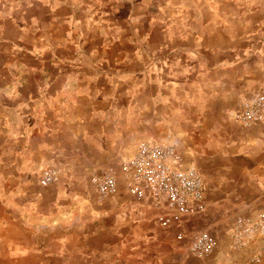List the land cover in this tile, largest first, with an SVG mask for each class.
Segmentation results:
<instances>
[{"label": "rangeland", "instance_id": "obj_1", "mask_svg": "<svg viewBox=\"0 0 264 264\" xmlns=\"http://www.w3.org/2000/svg\"><path fill=\"white\" fill-rule=\"evenodd\" d=\"M259 25L263 30L264 0H0V264H60L50 257L51 225L68 224L74 207L84 214L91 203L84 189V194H69L72 202L52 214L44 197L46 188L61 184L62 171L75 164L66 122L82 117L76 106L83 96L100 100L105 119L100 147L112 136L113 144H121L123 111L131 109L137 120L144 106L153 108L172 91L176 43L220 42L226 34L234 37ZM254 97L264 102V82L232 114V123L249 128L264 122V104L255 121L245 120ZM112 106L116 112L107 114ZM148 117L158 126L163 115ZM112 120L114 133L107 125ZM214 135L222 146L220 133ZM89 167L94 192L97 169L116 172L108 162ZM77 174L86 186L85 176ZM202 205L198 216L206 212ZM214 213L226 214L223 233L216 240L207 232L212 241L208 261L191 260L215 264L212 259L220 262V252L227 251L221 264H264V205L248 213ZM193 235L182 243L188 252Z\"/></svg>", "mask_w": 264, "mask_h": 264}, {"label": "crops", "instance_id": "obj_2", "mask_svg": "<svg viewBox=\"0 0 264 264\" xmlns=\"http://www.w3.org/2000/svg\"><path fill=\"white\" fill-rule=\"evenodd\" d=\"M226 35L220 42L200 38L198 43H176L172 91L165 92L153 108L144 106L137 120L131 109L123 111L126 128L121 144H113L112 136L100 147L105 122L100 117V100L90 101L86 96L80 99L76 111L82 117L66 122V128H71L67 131L69 144L76 151L70 159H76L75 164L62 171L65 176L61 184L46 188L44 197L49 198L52 214L72 202L69 194H84V189L90 193L91 203L84 214H79L77 207L74 211L68 208L74 212L68 224L51 225L53 237L48 246L54 254L50 257L60 260V264H196L193 259L208 261L209 257L188 252L182 243L200 231L210 233L216 240L221 237L226 214L214 212L248 213L264 205V122L249 128L231 122L232 114L251 94L259 92L264 82V29L259 25L251 32ZM111 112L115 113L116 108L112 106L107 114ZM150 115H163L158 126L149 119ZM114 123L112 120L107 125ZM110 130L114 133V126ZM217 132L222 146L214 140ZM141 143H172L178 169L197 172L204 192L206 186V212L202 216L176 213L164 226L159 221L160 212L148 197L137 200L132 195L133 181L125 164ZM78 159L86 165H77ZM100 162L111 163L116 170L115 191L103 199L94 192L87 173L91 172L87 169L90 164ZM79 172L85 176L86 186ZM65 183L69 186L64 187ZM65 193L66 197L60 196ZM227 253L220 252L221 260H226L223 254ZM243 255L246 253L239 258ZM221 260L216 263L212 259V263L221 264Z\"/></svg>", "mask_w": 264, "mask_h": 264}, {"label": "built area", "instance_id": "obj_3", "mask_svg": "<svg viewBox=\"0 0 264 264\" xmlns=\"http://www.w3.org/2000/svg\"><path fill=\"white\" fill-rule=\"evenodd\" d=\"M263 99L254 97L248 105L245 120L255 121L262 110ZM175 148L170 144L141 143L132 158L125 164L133 185L132 195L141 200L148 197L152 207L159 211V221L168 225L176 213L193 216L203 212L204 189L200 176L194 170H180L176 166ZM100 198L115 191V174L102 171L92 179ZM192 254L207 257L212 251V241L205 231L199 232L189 245Z\"/></svg>", "mask_w": 264, "mask_h": 264}]
</instances>
